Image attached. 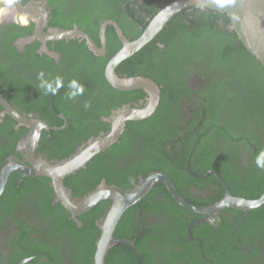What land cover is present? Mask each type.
Instances as JSON below:
<instances>
[{
    "label": "trees",
    "instance_id": "trees-1",
    "mask_svg": "<svg viewBox=\"0 0 264 264\" xmlns=\"http://www.w3.org/2000/svg\"><path fill=\"white\" fill-rule=\"evenodd\" d=\"M47 1L55 22L68 28L75 22L100 46L104 21L115 20L128 38L136 39L159 10L174 0ZM57 8L63 12L60 18ZM230 22L223 11L186 8L120 63V76L146 75L161 85L160 105L149 118L129 121L119 142L65 179L74 196L96 190L102 178L108 185L124 186L121 189L128 191L140 174L162 171L186 200L211 205L224 197L225 189L214 174L200 178L184 169L191 151V170L198 174L217 170L232 194L257 198L264 192V170L255 164V156L264 150V66L230 29ZM27 27L19 29L31 33L32 27ZM23 35L19 32L16 37ZM11 40L0 44V91L19 110L36 111L51 125L65 123L56 112L67 116L66 128L42 133L37 154L45 152L49 161L67 158L90 136L109 131L111 123L102 116H111L113 108L140 97L147 101L144 89L121 91L105 76L108 61L122 47L113 26L107 28L103 56L92 52L85 40L57 41L63 56L60 63L49 55H39L32 43L26 55L12 47ZM40 72L46 79L62 77L64 87L57 95L39 88ZM188 75L202 78L201 88H192ZM73 79L84 85L85 92L70 105L66 100ZM2 111L0 105V116ZM17 124L8 114L0 122V171L8 157H22L17 145L29 128L17 129ZM192 185L205 192L195 195ZM55 198L50 178L11 173L0 197V264H5V250L12 253L13 248L18 251L15 263L30 253L37 264H95L100 235L96 221L112 201L103 200L80 215L83 225L79 226L60 202L52 205ZM244 216L242 210L226 208L218 214L219 226L209 220L194 224V239L190 240L188 226L202 215L183 207L158 182L125 212L115 236L134 241L143 264H264V204ZM33 219L35 224L30 222ZM106 264L137 262L131 248L120 243L110 249Z\"/></svg>",
    "mask_w": 264,
    "mask_h": 264
},
{
    "label": "water",
    "instance_id": "water-1",
    "mask_svg": "<svg viewBox=\"0 0 264 264\" xmlns=\"http://www.w3.org/2000/svg\"><path fill=\"white\" fill-rule=\"evenodd\" d=\"M194 6L226 12L231 21V29L237 33L246 49L264 66V0H235L233 4L224 7L218 6L215 0H174L159 10L144 29L143 33L136 39L128 38L115 20L109 19L105 21L100 33L101 46L88 33L79 28L59 30L46 38L40 34L41 32L37 33L36 36L43 41L69 38L85 40L92 52L96 55L103 56L107 52V28L113 26L123 46L110 58L105 67L107 80L116 89H144L149 95L147 102L140 106L125 107L114 112L113 116L108 119L111 122L109 131L92 138L69 157L57 161H48L37 156L36 149L39 146L43 129L60 130L63 127H52L42 120H37L22 114L0 91V104L4 108V113L9 114L13 119L17 120L19 125L27 126L30 129L27 138L20 142L18 146L19 149L24 150L27 163L16 161L13 157L8 158V162L0 171V197L4 193L11 173L14 171L20 173L23 177H48L51 179L56 193V202L62 203L76 219L79 226H82V221L78 219V216L87 213L103 200H111L112 202L104 216L97 220L100 235L96 243L95 264H106V258L110 249L120 243L127 244L132 249L137 264H142L135 243L128 238H117L115 232L125 212L131 206L143 200L158 182H162L173 198L183 207L203 215L202 219L189 225L190 234H192L194 224L206 220L211 221L215 225L219 224L220 219L217 215L226 208L232 207L242 210L245 212V216H248L251 209L264 204V192L257 198H245L232 194L226 179L220 172L214 169L203 175L191 171V173L195 176L198 175L200 178L214 174L223 184L225 189L224 197L218 202L207 206H200L186 200L171 178L165 173L158 171L150 172L147 176H140L139 180L134 182L133 188L123 193L117 189L108 187L104 179L97 190L88 194L79 202L72 200L71 192L65 185V179L68 176L86 167L96 155L106 151L115 143L119 142L129 121L144 120L156 112L161 100V88L159 84L154 79L146 76H119L117 68L125 59L129 58L153 40L175 14ZM39 9H43L44 11L45 7L40 6ZM15 11L29 14L34 11V8L24 9L18 0L15 5ZM45 13L46 15L48 14V12ZM8 16L0 19V23L7 19ZM45 22L46 20L42 22V26Z\"/></svg>",
    "mask_w": 264,
    "mask_h": 264
},
{
    "label": "flooded vegetation",
    "instance_id": "flooded-vegetation-1",
    "mask_svg": "<svg viewBox=\"0 0 264 264\" xmlns=\"http://www.w3.org/2000/svg\"><path fill=\"white\" fill-rule=\"evenodd\" d=\"M20 1V3H21V6H23L24 7V9H28V8H34V11L33 12H30L28 15L30 16V17H32V19H31V21H30V23L27 25L28 27H32V29H33V31H31V33H26L27 32V30H24V29H19V27H22V28H25V26H21V25H19L18 23H16L15 21H14V19H13V15L15 14H12V15H9L8 16V18L7 19H5L3 22H1L0 23V44H1V42L2 43H8V41L10 40V39H13V41L11 40V42H12V47H18V49H19V51L20 52H25L26 53V55L28 54V53H30V50H28L27 49V46L29 45V44H34V46H35V48H34V51L35 52H37L39 55H44V54H46V55H49L50 57H53L54 59H55V63H60V62H62V58H63V56H62V53L60 52V51H58V49H57V46H60L61 44H59V45H56V42L57 41H60V40H62V39H56V40H45V41H43V40H41V39H39L37 36H36V34L37 33H40L43 37H48V36H50V35H52V34H54L56 31H59V30H67V29H74V28H79L77 25H76V23L75 22H73L71 25H72V27L71 28H68L67 26H69V25H67V26H64L62 23H57V22H55V16H53L54 15V12L52 11V6L48 3V1L47 0H19ZM140 2H143V0H141ZM40 6H42V7H45V10L43 11V9H39V7ZM66 10V9H65ZM45 12H48V14L46 15V13ZM19 13H21V12H19ZM62 11L60 10L59 11V9L57 8L56 9V17L57 18H60V17H58V16H61L62 15ZM27 14V13H26ZM44 20H46V22L44 23V25L42 26V22L44 21ZM109 20V19H108ZM107 21V20H106ZM40 22H41V24H40ZM105 22V21H104ZM103 22V23H104ZM103 23L101 24V27H102V25H103ZM12 24H14V25H16L15 26V28H13L11 25ZM168 24V23H167ZM166 24V25H167ZM229 25H231V22H230V24ZM19 26V27H18ZM27 27V28H28ZM101 27H100V30H99V39L101 40V37H100V33H101ZM147 27V26H146ZM145 27V28H146ZM122 28V27H121ZM12 29V30H11ZM79 29H81V28H79ZM230 29H231V26H230ZM232 30V29H231ZM19 32H23L25 35H23V36H20V37H16L18 34H19ZM86 32V31H85ZM87 33V32H86ZM117 33V32H116ZM126 35V34H125ZM117 36H118V34H117ZM106 38H107V32H106ZM118 38H119V36H118ZM29 39H32V40H29ZM70 39H75V38H69V39H66V40H70ZM79 39V38H78ZM93 39V38H92ZM120 39V38H119ZM27 40H29V41H27ZM81 40V39H80ZM94 40V39H93ZM82 41V40H81ZM95 41V40H94ZM121 41V40H120ZM96 42V41H95ZM107 42V41H106ZM101 43V42H100ZM122 43V42H121ZM50 44H52V45H50ZM101 46V45H100ZM122 46H123V43H122ZM122 48V47H121ZM120 48V49H121ZM119 49V50H120ZM28 50V51H27ZM118 50V51H119ZM27 51V52H26ZM117 51V52H118ZM116 52V53H117ZM138 52V51H137ZM107 53V52H106ZM115 53V54H116ZM114 54V55H115ZM135 54V53H134ZM113 55V56H114ZM132 56V55H131ZM76 66L74 65V66H72V68H75ZM56 69H55V67L54 68H52V69H50V71H55ZM118 73V72H117ZM119 75V74H118ZM140 74H136V75H125V76H123V77H126V76H139ZM120 76V75H119ZM140 76H146V75H140ZM146 77H150V76H146ZM150 78H152V77H150ZM153 79V78H152ZM155 80V79H154ZM188 80L190 81V82H192V85H191V87L192 88H194V87H198V88H201V85L204 83V81H203V79L202 78H198V79H196V77L195 76H193V78H192V75H188ZM156 81V80H155ZM109 82V81H108ZM157 82V81H156ZM158 83V82H157ZM159 84V83H158ZM159 86H160V88H161V85L159 84ZM119 90V89H118ZM133 90H138V89H133ZM133 90H121V91H133ZM161 94H162V88H161ZM149 96V95H148ZM144 99H142L141 97L140 98H138V99H136V100H130V101H127V102H125V103H123L122 105H120L117 109H115V108H113L112 109V115L111 116H109V117H107V116H105V115H103L102 116V119H103V121H108V119L109 118H111L112 116H113V113L114 112H116V111H118V110H120V109H122V108H125V107H137V106H140V105H142V104H144V103H146V102H144L143 101ZM147 100H148V98H147ZM160 102H161V100H160ZM11 103V102H10ZM66 103H68V104H70V105H72V102H71V100H69V99H67L66 100ZM12 104V103H11ZM1 105V104H0ZM13 105V104H12ZM160 105V104H159ZM14 106V105H13ZM19 112H21L22 114H24V115H26V116H28V117H31V118H35V119H39V120H42L43 122H45L46 124H48L49 126H52V127H63V129L64 128H66L67 126H68V120H67V116L65 115V114H63V113H59V112H56V114L58 115V116H60V117H62L64 120H65V123H64V125H62V126H56V125H51L50 123H48L46 120H44L43 118H41L40 116H39V113L38 112H36V111H33V110H30V111H22L21 109V111L18 109V107L17 106H14ZM73 109V106L71 107V110ZM7 113H4V108H3V111H2V113H1V116H0V122L1 121H3V118L5 117V115H6ZM9 115V114H8ZM17 121V120H16ZM110 122V121H109ZM17 123H18V121H17ZM111 123V122H110ZM21 126H23V125H19V123L17 124V129L19 128V127H21ZM27 127V126H26ZM29 128V127H28ZM44 130H48V129H43L42 130V133H43V131ZM52 130H54V129H52ZM29 131H30V129H29ZM48 131H50V130H48ZM105 131L104 130H100V133L101 134H103ZM42 133H41V137H42ZM28 134H29V132L27 133V135L24 137V138H22L21 140H19L18 141V145H17V150L22 154V157H17V156H10V157H13L16 161H19V162H22V163H27V161H26V158H25V152H24V150H21V149H19L18 148V146H19V143L20 142H22V141H24V139H26L27 138V136H28ZM41 137H40V140H41ZM49 137H51V134H49ZM94 137H96V136H90L89 137V140H91L92 138H94ZM89 140H87V141H85L84 142V144L86 143V142H88ZM39 144H40V141H39ZM37 149H38V147H37ZM37 149H36V155L37 156H39V157H42V158H44L45 160H48L46 157H47V155L45 154L44 155V153H39V154H37ZM138 154V153H137ZM192 154H193V151H191V153H190V159H189V162L187 163V165L186 166H184V169L185 170H187L188 172H190L191 173V171L192 170H190L191 169V159H192ZM9 158V157H8ZM20 160H22V161H20ZM49 161V160H48ZM53 161H57V160H53ZM212 170V169H211ZM215 170V169H214ZM210 171V170H209ZM217 171V170H216ZM158 172H162V171H158ZM193 172V171H192ZM208 172V171H207ZM206 172V173H207ZM162 173H164V172H162ZM166 174V173H165ZM193 174V173H192ZM196 174H198V173H196ZM205 174V173H204ZM167 175V174H166ZM194 175V174H193ZM199 175H203V174H199ZM211 175V174H210ZM140 176H144V175H142V174H140L139 176H138V179L140 178ZM195 176V175H194ZM197 177H199L198 175H196ZM208 177V176H207ZM206 178V177H205ZM106 180V178H102V180H101V182L98 184V186H97V188H96V190L101 186V184H102V181L103 180ZM172 180V179H171ZM135 181H138V180H136V179H133L132 180V184H134V182ZM173 181V180H172ZM220 181V180H219ZM106 182H107V180H106ZM52 183V182H51ZM66 185V184H65ZM107 186L108 187H111V188H114V189H117L118 191H120V192H127L126 190H123V189H121L122 187H124V186H117L116 184H112V185H108V183H107ZM134 186V185H133ZM67 187V186H66ZM67 189L71 192V198H72V200L73 201H75V202H79L80 200H82L85 196H87V195H85V196H83V197H77V196H74V194H73V191H72V189L71 188H69V187H67ZM95 191V190H94ZM129 191V190H128ZM191 191L194 193V192H196L197 194H195V195H198V194H203V192H205L204 191V189H201V188H197L196 186H191ZM225 191V190H224ZM93 192V191H92ZM92 192H90V193H92ZM89 193V194H90ZM185 198V197H184ZM56 199V198H55ZM53 200V202H52V205L53 206H55L58 202H56V200ZM186 199V198H185ZM221 200V199H220ZM219 201V200H218ZM217 201V202H218ZM61 203V202H60ZM216 203V202H215ZM62 204V203H61ZM194 204V203H193ZM214 204V203H213ZM212 205V204H211ZM202 206H207V205H202ZM231 208V207H230ZM194 212V211H193ZM199 214V213H198ZM202 215V214H201ZM217 217H218V215H217ZM245 218L247 217V216H244ZM29 218H30V215H29ZM70 218L71 219H74L75 221H76V219L72 216V214L70 215ZM203 218V215H202V217L201 218H199V219H197V220H200V219H202ZM219 218V217H218ZM78 219L79 220H81L80 218H79V216H78ZM197 220H195V221H197ZM82 221V220H81ZM194 221V222H195ZM30 222H31V224H35V222H34V219L33 220H30ZM77 222V221H76ZM211 222V221H210ZM96 223H97V221H96ZM201 223V222H200ZM212 223V222H211ZM242 223V222H241ZM77 224H78V222H77ZM213 225H215L214 223H212ZM79 225V224H78ZM82 225H83V221H82ZM190 225V224H189ZM220 225V223L219 224H217V225H215V226H219ZM188 230H189V226H188ZM190 233V232H189ZM36 237L38 236V234H34ZM191 235V237H190V240H193L194 239V235H193V233L192 234H190ZM122 238V237H121ZM98 240V239H97ZM134 242V241H133ZM97 243V242H96ZM49 244H51V243H49ZM59 244L63 247V245H62V241H59ZM97 246V245H96ZM137 248V247H136ZM17 249V248H16ZM15 248H13V252L11 253L9 250L8 251H6L5 250V254H4V256H3V261H4V263L5 264H37L36 262H35V256L34 255H29V254H25V256H23V257H20V258H18V260L16 261V263L14 262L15 261V259H17V257H16V253L18 252L17 250H16ZM132 250V249H131ZM138 250V249H137ZM96 252V251H95ZM141 257V256H140ZM142 260V259H141ZM43 261H45V260H41V262H43ZM137 262V261H136ZM143 264V263H142Z\"/></svg>",
    "mask_w": 264,
    "mask_h": 264
},
{
    "label": "clouds",
    "instance_id": "clouds-1",
    "mask_svg": "<svg viewBox=\"0 0 264 264\" xmlns=\"http://www.w3.org/2000/svg\"><path fill=\"white\" fill-rule=\"evenodd\" d=\"M18 0H0V19L5 16L13 15V19L16 23L21 26H27L32 17L25 13H19L15 11V5ZM235 0H215V3L224 7L226 5L233 4ZM40 81L39 88L44 91L45 94L57 95L59 90L64 87V81L62 77H55L54 79H46L43 72H40L38 75ZM69 92L67 94V99L72 100L76 97L82 96L85 92L84 85L81 84L78 80L73 79L68 83ZM89 104H85V107H89ZM255 164L257 168L264 170V150H260L255 156Z\"/></svg>",
    "mask_w": 264,
    "mask_h": 264
}]
</instances>
